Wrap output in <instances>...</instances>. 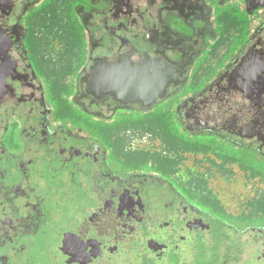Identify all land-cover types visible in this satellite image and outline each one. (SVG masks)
I'll return each instance as SVG.
<instances>
[{"label": "flooded vegetation", "instance_id": "af4514ba", "mask_svg": "<svg viewBox=\"0 0 264 264\" xmlns=\"http://www.w3.org/2000/svg\"><path fill=\"white\" fill-rule=\"evenodd\" d=\"M0 264H264V0H0Z\"/></svg>", "mask_w": 264, "mask_h": 264}, {"label": "rangeland", "instance_id": "374dc122", "mask_svg": "<svg viewBox=\"0 0 264 264\" xmlns=\"http://www.w3.org/2000/svg\"><path fill=\"white\" fill-rule=\"evenodd\" d=\"M221 50V51H220ZM224 50L222 48L219 49V54H222ZM211 67V66H209ZM191 156V155H190ZM201 162L208 163L206 160L197 159L194 156H191L190 158L186 159V164L191 166L190 172H188V176L191 174L195 177L204 176L207 177V182L209 185L213 188V190H220L219 192H216V194L220 197L221 201L227 203V197L229 194L232 193V191L229 188H224L222 185L228 186V184L232 183L234 177L232 175H224V172L220 171V169L217 168L216 165H214L215 169H211L213 172H207V175H204V172L202 173V167H204V164ZM185 165V164H184ZM236 165V164H234ZM216 170V171H215ZM215 171V172H214ZM227 200V201H226Z\"/></svg>", "mask_w": 264, "mask_h": 264}, {"label": "crops", "instance_id": "0c3cea01", "mask_svg": "<svg viewBox=\"0 0 264 264\" xmlns=\"http://www.w3.org/2000/svg\"><path fill=\"white\" fill-rule=\"evenodd\" d=\"M221 51V50H220Z\"/></svg>", "mask_w": 264, "mask_h": 264}]
</instances>
